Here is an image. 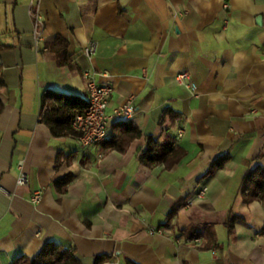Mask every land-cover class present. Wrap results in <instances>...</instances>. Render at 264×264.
Segmentation results:
<instances>
[{
  "label": "crops",
  "instance_id": "obj_1",
  "mask_svg": "<svg viewBox=\"0 0 264 264\" xmlns=\"http://www.w3.org/2000/svg\"><path fill=\"white\" fill-rule=\"evenodd\" d=\"M28 3L0 0V264L48 241L73 246L82 264L99 254L111 256L104 264H264V202L239 192L245 171L264 166V0H41L38 50ZM56 36L69 64L57 62ZM87 68L113 85L108 113L133 95L135 115L112 117L106 138L81 147L40 121V97L53 89L85 104ZM180 71L195 96L176 83ZM166 108L178 117L161 120ZM127 121L141 134L111 147ZM148 135L169 138L182 156L170 166L142 162ZM232 214L242 220L229 233Z\"/></svg>",
  "mask_w": 264,
  "mask_h": 264
},
{
  "label": "trees",
  "instance_id": "obj_2",
  "mask_svg": "<svg viewBox=\"0 0 264 264\" xmlns=\"http://www.w3.org/2000/svg\"><path fill=\"white\" fill-rule=\"evenodd\" d=\"M54 53L59 64H69L66 54L67 43L60 37L56 36L54 44ZM1 84V79H0ZM41 110L40 121L45 123L51 133L55 136L77 135V132L71 127V121L75 114L81 111L85 104L81 105L79 97L72 94H65L53 89H45L40 97ZM2 103L0 100V109ZM168 115L174 120L178 117V113L171 108H166L161 116V120ZM141 131L132 122L121 124L120 132L117 138L111 141V147L123 150L125 145L134 137H138ZM183 151L173 147V142L166 138L163 142H159L157 137L152 135L146 136V146L139 153V159L148 164L162 162L165 166H170L177 162L182 156ZM228 154H222L212 161L211 167L217 168L223 165L228 159ZM70 175H66L53 182L55 188L59 191H65ZM239 192L244 202L248 203L252 200L264 202V166L256 164L252 168H248L240 182ZM176 211L173 207L171 214ZM242 220L237 214H232L225 220V226L230 233L234 223ZM193 238V236H190ZM111 259L110 255H95L92 264H104ZM13 264H82L81 260L75 254V248L71 245L63 246L54 241L46 242L33 256L21 255L17 257ZM125 264H137L131 259H126Z\"/></svg>",
  "mask_w": 264,
  "mask_h": 264
},
{
  "label": "built area",
  "instance_id": "obj_3",
  "mask_svg": "<svg viewBox=\"0 0 264 264\" xmlns=\"http://www.w3.org/2000/svg\"><path fill=\"white\" fill-rule=\"evenodd\" d=\"M41 0H29V14L32 19L33 34H34V48L38 50V42L43 39L44 19L41 12ZM227 6V3H224ZM181 14L176 11L174 14ZM83 51L86 55H92L95 52V43L89 42ZM83 79L87 91V100L83 109L75 114L71 121V127L77 132V141L81 147H87L107 137L109 121L112 117L120 119H131L135 115L134 96L129 95L124 101L111 107V112H107L110 106V95L113 91V85L105 81L96 79L95 71L91 69L82 70ZM100 74H105L101 72ZM176 83L187 88L191 95L197 94L196 84L189 76L188 72L180 71L175 75ZM183 129L177 128V135H181ZM16 182L18 184H25L27 176L24 172H20L17 176ZM205 186H201L196 192V197H204ZM31 201L37 203L41 200V193L34 192L31 195ZM150 234L162 233L163 228L160 226H148ZM190 241L196 242V248H203L199 242V237H193Z\"/></svg>",
  "mask_w": 264,
  "mask_h": 264
}]
</instances>
